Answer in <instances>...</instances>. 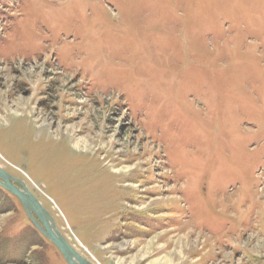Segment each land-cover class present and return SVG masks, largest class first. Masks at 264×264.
<instances>
[{
	"label": "rangeland",
	"instance_id": "374dc122",
	"mask_svg": "<svg viewBox=\"0 0 264 264\" xmlns=\"http://www.w3.org/2000/svg\"><path fill=\"white\" fill-rule=\"evenodd\" d=\"M0 165L96 264H264V0H0Z\"/></svg>",
	"mask_w": 264,
	"mask_h": 264
},
{
	"label": "water",
	"instance_id": "95a60500",
	"mask_svg": "<svg viewBox=\"0 0 264 264\" xmlns=\"http://www.w3.org/2000/svg\"><path fill=\"white\" fill-rule=\"evenodd\" d=\"M0 187L15 196L35 228L61 253L67 264H96L73 247L58 229L54 217L30 191L26 183L0 165Z\"/></svg>",
	"mask_w": 264,
	"mask_h": 264
},
{
	"label": "trees",
	"instance_id": "16d2710c",
	"mask_svg": "<svg viewBox=\"0 0 264 264\" xmlns=\"http://www.w3.org/2000/svg\"><path fill=\"white\" fill-rule=\"evenodd\" d=\"M0 189L1 190H4L2 187H0ZM5 191V190H4ZM10 194V193H9ZM1 195V194H0ZM11 195V194H10ZM11 196H13V195H11ZM15 197V196H14ZM16 198V197H15ZM0 199H1V197H0ZM17 199V198H16ZM4 201H8L6 198H4L3 199ZM19 201V200H18ZM21 204V203H20ZM3 210L1 209L0 210V212H2ZM29 219V218H28ZM30 221V220H29ZM30 223L32 224V222L30 221ZM33 225V224H32ZM33 227H35L34 225H33ZM36 229V228H35ZM37 230V229H36ZM38 231V230H37ZM41 236H43V235H41ZM44 237V236H43ZM45 238V237H44ZM46 239V238H45ZM32 244H39V241L38 240H35V241H33V243ZM0 246H1V244H0Z\"/></svg>",
	"mask_w": 264,
	"mask_h": 264
}]
</instances>
